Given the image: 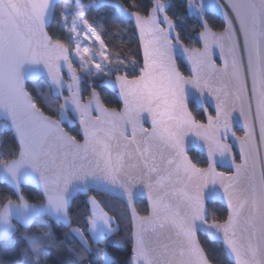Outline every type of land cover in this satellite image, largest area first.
I'll return each instance as SVG.
<instances>
[{
  "label": "snow or ice",
  "instance_id": "snow-or-ice-1",
  "mask_svg": "<svg viewBox=\"0 0 264 264\" xmlns=\"http://www.w3.org/2000/svg\"><path fill=\"white\" fill-rule=\"evenodd\" d=\"M150 5L116 49L96 0H0V264H264V0Z\"/></svg>",
  "mask_w": 264,
  "mask_h": 264
},
{
  "label": "trees",
  "instance_id": "trees-1",
  "mask_svg": "<svg viewBox=\"0 0 264 264\" xmlns=\"http://www.w3.org/2000/svg\"><path fill=\"white\" fill-rule=\"evenodd\" d=\"M114 2L120 3L124 5L125 7H128L131 3V0H112ZM173 2L172 10L179 15V9L176 6V0H170ZM84 3L87 5L89 3V0H84ZM137 3L139 5V8L141 12L143 13L147 8H149L150 5V0H137ZM58 13H59V7L57 8V18H58ZM211 17H214L216 19V26L213 28L214 31L219 30V17L210 14ZM89 17L90 19H93L95 22L103 25L106 29H110V31H105L102 36L105 39V42L108 44L109 48H126L128 47L129 43V38L126 36L124 29L128 26L127 21L124 19L120 18L117 14L116 11L111 8V7H104L100 9L99 11H90L89 12ZM74 19V17H73ZM120 21H124V23H120ZM212 20H210V23ZM58 21L53 22V28L55 29L57 27ZM114 25H118V27H114ZM196 26V20L195 19H187L186 21L181 22V27L186 28L187 31H191L194 27ZM199 31V29H197ZM131 29H129V35H130ZM184 35V33H182ZM187 43V41H185ZM135 46H132V50H134ZM127 55V53H125ZM179 64L184 65L181 61H179ZM182 71H185V74H187V69L186 67H182ZM34 87L39 89L41 92H46V86L43 83L37 82L33 84ZM110 106L116 107L115 103L110 102ZM196 105L191 104L190 109H195ZM239 134V133H238ZM0 138H2L5 142L10 143L12 139V133L9 128L6 127L4 123L1 125L0 129ZM198 156V154H191V157L195 159ZM93 195H98L100 199L104 200L109 207H111L113 210L120 212L122 211V206L120 200L110 197L106 194L100 193V192H93L91 193ZM77 207H83L84 201L86 200V196L83 195H78L75 199ZM146 202L145 201H140L137 204L138 209L141 211L143 214V210L145 207ZM217 205H221L220 203H216ZM35 229H33L34 231ZM23 231V229H21ZM63 231V230H61ZM59 234V233H58ZM19 236V233L17 234V237ZM123 236L124 232L121 231V233L113 238L114 244L113 247L109 248V252L117 257V258H122L120 256V253L123 251ZM210 244L213 242L209 241ZM74 247L77 248L78 250V245H73ZM103 247V245H101ZM52 252V258L55 259L58 255H65L67 256V250L65 249L64 252L62 253H56L55 250H51Z\"/></svg>",
  "mask_w": 264,
  "mask_h": 264
},
{
  "label": "water",
  "instance_id": "water-1",
  "mask_svg": "<svg viewBox=\"0 0 264 264\" xmlns=\"http://www.w3.org/2000/svg\"><path fill=\"white\" fill-rule=\"evenodd\" d=\"M96 3H97L98 5H100V7H98L97 9H95L96 11H99L100 9L104 8V5H108V7H111V8H113V9L116 11V14H117L120 18H122V19H124V20L127 21V17L124 16V14L120 11V7H118V6H123V5H121L120 3L114 2V1H112V0H96ZM170 3H171V1H170ZM58 7H59V6H58ZM58 7H57V8H58ZM209 12H210V14L219 17V13L215 12L214 10L209 9ZM189 19H195V20H196V18H195L194 16H192L191 13H189ZM213 31H214V30H213ZM177 56L179 57V60H182V61L184 62V65L186 66V60H185V58L183 57V54L180 53V52H177ZM29 71H30V69H27V68L25 69L26 74H27ZM34 83H37V82H34ZM197 95H198V94H197ZM191 104L196 105V103H195L194 100H193L192 102H190V105H191ZM190 105H189V107H190ZM68 116H69V119L72 118L71 113H69ZM2 123H3V121H2V117H0V129H1V125H2ZM10 131H11V130H10ZM187 143H188V147H189V155H190V157H191V153H192L193 151L199 153L200 155L202 154V153H201V150H200V147H199L200 142L197 141V140H195V138H193V137H189ZM27 187H34V186H33V185H27ZM100 193L106 194V195H108V196H110V197H114V198L120 200V198H119L118 196H116L115 194L105 193V192H100ZM78 195H83V196H85V194L82 193V192H81V193H77V195L74 197V199H75ZM135 200H136V204H138V202H140V201H145V202H146V197H145V196H144L139 190H137V191H136V194H135ZM215 203H220V204L222 205L223 202L217 200ZM210 241H211V240H210ZM211 242H212V241H211Z\"/></svg>",
  "mask_w": 264,
  "mask_h": 264
},
{
  "label": "flooded vegetation",
  "instance_id": "flooded-vegetation-1",
  "mask_svg": "<svg viewBox=\"0 0 264 264\" xmlns=\"http://www.w3.org/2000/svg\"><path fill=\"white\" fill-rule=\"evenodd\" d=\"M122 5V4H121ZM171 5L173 6V2L171 1ZM124 6V5H123ZM125 7V6H124ZM126 21V20H125ZM199 46V45H198ZM179 61H181L183 64H184V62L182 61V60H178V63H179ZM191 154H199V153H197V152H195V151H193Z\"/></svg>",
  "mask_w": 264,
  "mask_h": 264
},
{
  "label": "rangeland",
  "instance_id": "rangeland-1",
  "mask_svg": "<svg viewBox=\"0 0 264 264\" xmlns=\"http://www.w3.org/2000/svg\"><path fill=\"white\" fill-rule=\"evenodd\" d=\"M178 3H179V0H176V6H177V8H178ZM199 155H200V154H198V156H199ZM198 156H197V157H198ZM197 157H196V158H197Z\"/></svg>",
  "mask_w": 264,
  "mask_h": 264
}]
</instances>
